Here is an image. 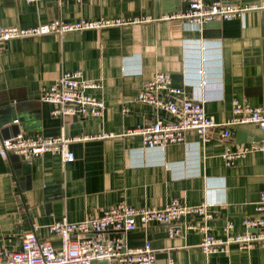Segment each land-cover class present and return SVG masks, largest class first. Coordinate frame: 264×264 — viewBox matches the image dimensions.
Masks as SVG:
<instances>
[{"label": "crops", "instance_id": "obj_1", "mask_svg": "<svg viewBox=\"0 0 264 264\" xmlns=\"http://www.w3.org/2000/svg\"><path fill=\"white\" fill-rule=\"evenodd\" d=\"M183 5L184 0H0L5 26L25 28L52 20L101 17L153 18L134 25L0 42V139L18 131L26 136H88L69 143L74 154L71 162L51 152L31 160L0 155V245L4 249H20L28 232L59 249L62 240L50 231L52 223L64 217L70 221L98 217L118 203L151 208H163L172 200L186 205L208 203L213 214L208 221L210 233L217 236L226 220L240 232L242 220L255 214L264 189V153L250 152L233 166L225 165L222 154L227 143L235 147L258 140L262 132L256 125H242L228 139L213 128L208 141L195 130H186L183 142L157 147L144 146L137 135H122L145 122L175 119L134 100L142 83L157 72L169 73L171 85L182 91L174 99L201 102L217 122L232 116L234 99L264 105V10L203 25L160 19ZM74 70L98 84L87 92L104 102L101 116H56L55 105L42 101L44 88L63 71ZM104 133L114 135L102 137ZM190 221L199 218L189 215L170 225H138L127 232L126 244L137 247L149 241L156 264H264V246L246 251L232 245L223 253L204 254L199 247L201 235L185 229ZM173 226L180 232L170 236Z\"/></svg>", "mask_w": 264, "mask_h": 264}, {"label": "built area", "instance_id": "obj_2", "mask_svg": "<svg viewBox=\"0 0 264 264\" xmlns=\"http://www.w3.org/2000/svg\"><path fill=\"white\" fill-rule=\"evenodd\" d=\"M37 3L41 0H25ZM66 1V0H59ZM82 2L83 0H72ZM264 10V0L246 3L228 1L205 2L204 0H184L180 9L163 14L160 19H180L189 23L203 25L213 20L241 18L251 11ZM151 16L115 17L88 20L79 19L66 22L52 20L31 27L5 26L0 19V42L14 38L46 34H65L66 32L98 30L112 26L134 25L152 21ZM98 84L82 79L79 70L63 71L51 86L42 91V101L55 105L52 113L56 116H101L104 102L87 92ZM182 93L171 85V77L167 72H157L143 82L134 100L164 110L175 119L166 121L157 119L127 129L122 135H137L147 147L165 146L184 141L186 130H195L203 141H208L210 131L219 128L224 139L231 138L234 131L246 124H254L261 130L258 140L237 144L235 147L225 146L222 157L226 166H233L238 160L250 152L264 153V105L252 106L238 99L232 100V116L226 121L217 122L208 116L201 102L188 97L179 100L172 96ZM113 133H104L102 137H112ZM88 136L57 137L26 136L19 133L10 138L0 139V155L4 158L18 155L27 160L46 152L58 154L64 162L74 160L69 143L85 139ZM196 215L197 222H187L185 229L194 230L201 235L199 247L204 254L223 253L232 245L240 250H251L256 246H264V189L259 194L255 206V214L242 220L243 230L235 232L231 220H226L221 235H212L208 221L213 214L208 203L196 205L182 204L172 200L163 208L147 206H131L118 203L110 206L98 217L70 221L66 217L49 226L52 233L61 237L62 245L56 249L50 240H40L34 232L23 237L22 246L18 250H6L0 245V264H156L155 250L149 241L141 246L131 247L126 244V234L138 225L150 222L173 224L185 216ZM112 232L111 235H108ZM180 232L178 226L170 227L169 235ZM76 235V238H71Z\"/></svg>", "mask_w": 264, "mask_h": 264}, {"label": "water", "instance_id": "obj_3", "mask_svg": "<svg viewBox=\"0 0 264 264\" xmlns=\"http://www.w3.org/2000/svg\"><path fill=\"white\" fill-rule=\"evenodd\" d=\"M13 122V121H12ZM11 122V123H12ZM20 132L18 131L16 134H14L15 136L17 135V134H19ZM236 133L238 134L239 133V131L238 130H236Z\"/></svg>", "mask_w": 264, "mask_h": 264}]
</instances>
